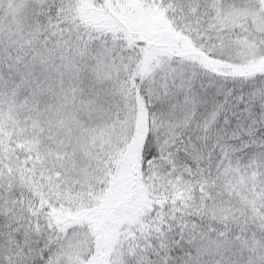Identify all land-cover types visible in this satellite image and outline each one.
Listing matches in <instances>:
<instances>
[{"label": "snow or ice", "instance_id": "obj_1", "mask_svg": "<svg viewBox=\"0 0 264 264\" xmlns=\"http://www.w3.org/2000/svg\"><path fill=\"white\" fill-rule=\"evenodd\" d=\"M0 264H264V0H0Z\"/></svg>", "mask_w": 264, "mask_h": 264}]
</instances>
